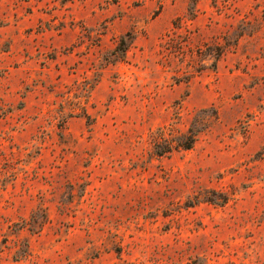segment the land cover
Masks as SVG:
<instances>
[{
	"label": "rangeland",
	"instance_id": "374dc122",
	"mask_svg": "<svg viewBox=\"0 0 264 264\" xmlns=\"http://www.w3.org/2000/svg\"><path fill=\"white\" fill-rule=\"evenodd\" d=\"M0 264H264V0H0Z\"/></svg>",
	"mask_w": 264,
	"mask_h": 264
},
{
	"label": "trees",
	"instance_id": "16d2710c",
	"mask_svg": "<svg viewBox=\"0 0 264 264\" xmlns=\"http://www.w3.org/2000/svg\"><path fill=\"white\" fill-rule=\"evenodd\" d=\"M199 131H192L190 130L188 132V134L184 135L182 140H178L176 142V144H174V142H171L169 140H167V142H169V145L170 147L165 150V151H162L163 154H166V153H170L171 151H173L175 148H180V149H183V150H190L193 148L196 140H197V134H198Z\"/></svg>",
	"mask_w": 264,
	"mask_h": 264
}]
</instances>
